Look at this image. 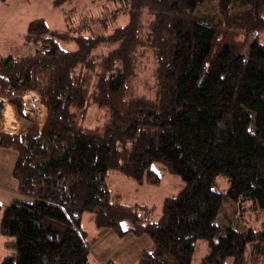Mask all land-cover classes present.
I'll use <instances>...</instances> for the list:
<instances>
[{
    "label": "trees",
    "instance_id": "trees-1",
    "mask_svg": "<svg viewBox=\"0 0 264 264\" xmlns=\"http://www.w3.org/2000/svg\"><path fill=\"white\" fill-rule=\"evenodd\" d=\"M101 1L111 5L102 30L119 12L126 24L89 36L80 33L91 25H83L69 36L36 19L22 44L42 49L0 54V118L6 99L27 124L8 134L0 121V148L16 153L12 177L21 196L0 205L9 253L0 264H100L82 227L85 213L98 230L148 237L137 264H264V0H219L224 21L216 24L196 14L207 0ZM231 4L246 10L228 17ZM58 40L77 49L63 50ZM148 54L152 99L128 94ZM30 91L46 109L41 126L23 115L21 96ZM92 108L107 115L93 128L85 125ZM153 163L183 183L163 200L156 222L148 207L123 204L108 184L115 172L157 185ZM226 203L237 205L238 216L250 207L260 227L218 222ZM199 244L205 251L196 262Z\"/></svg>",
    "mask_w": 264,
    "mask_h": 264
},
{
    "label": "rangeland",
    "instance_id": "rangeland-1",
    "mask_svg": "<svg viewBox=\"0 0 264 264\" xmlns=\"http://www.w3.org/2000/svg\"><path fill=\"white\" fill-rule=\"evenodd\" d=\"M53 2L54 0L0 1V33L2 34V32H4L5 35L10 36L9 43L6 41L8 47H6L5 44H2V40L0 39V54L12 55V53L14 54V49L16 55L27 54L29 52L32 54L34 50L42 49L40 42L37 44L21 43V40L26 35L28 25L36 19H42L50 31L63 32L69 36H72V33L81 29L83 25H91L90 28H86L81 31L80 34L83 36L111 33L114 28L125 25L128 19V15L126 13L119 12L116 20L111 22L108 27L102 30L98 23L100 22L99 20L102 18L103 14H107V12L111 10L109 3L105 5L106 2L104 4L101 0H73L71 3L67 2L63 5L55 6ZM244 10L246 9H243L237 4H231L228 7L227 16L232 17L234 14H239ZM68 11L70 16L68 19H65L64 12ZM196 14L212 19L215 24L224 21V16L220 12L219 8V0H207L197 9ZM148 19V15L145 16V22H148ZM144 29H146L145 24ZM11 45L14 47L13 50L11 49ZM58 45L61 49L66 51H73L77 49V45L72 40H58ZM6 50H9V53H7L8 51ZM100 50H102L101 53H105L108 49L102 46L100 47ZM141 63L142 67L138 77L136 79H131L129 83L130 90H128V94H133V92L135 95L145 94L148 96L147 98L152 99L156 92L155 86H153L154 82L152 75L154 65L151 55L148 54V57H143ZM21 98L23 102V115L29 120L37 121L41 126L46 115V109L41 104L39 95L35 91H30L26 92L23 96H21ZM2 100L5 102L3 101L4 107L0 118L1 130L8 134H16L24 131L27 126L24 121L25 119H21L17 116L14 107H12L6 99ZM5 104H9L13 110L11 112L13 114L14 121L9 125H7L5 120ZM99 113V111L96 112V110L92 108L88 113L85 125L93 128L100 120L104 122L107 115L103 117V114V118L101 119L99 118ZM6 118L8 121H12L11 114H9ZM151 170L158 173L160 181L157 185H150L147 183L139 185L122 174L110 172L108 174V180L110 183L109 191L112 192L113 195L118 192L119 201L123 204L148 207L150 210L147 216L149 221L156 222L161 217L163 200L167 197L177 195L182 189L183 183L178 176L167 172V170L160 163H153ZM217 183H219V190L224 192L227 188V182L224 178L218 177ZM237 211L238 207L236 204H224L218 222L222 220L221 224H229L238 231H245L249 228L254 229L260 227L262 218L256 217V213L252 214L250 207L247 206L244 209L240 208L239 216L236 215ZM140 213L146 212L140 211ZM83 224L86 229H90V213H85L83 217ZM196 248L197 253L194 256V261L197 262L201 259L205 250L200 244L197 245ZM7 251H0V263L3 258L9 254ZM259 260H263V258H257V261ZM227 262L231 263L230 260Z\"/></svg>",
    "mask_w": 264,
    "mask_h": 264
},
{
    "label": "crops",
    "instance_id": "crops-1",
    "mask_svg": "<svg viewBox=\"0 0 264 264\" xmlns=\"http://www.w3.org/2000/svg\"><path fill=\"white\" fill-rule=\"evenodd\" d=\"M9 37L10 36L5 35L4 32H2V34L0 33L2 44H5L6 47H8L6 41H8L9 43ZM21 43H23V39L21 40ZM11 46V49L13 50L14 47L13 45ZM9 50H6L8 51L7 53H9ZM12 107L9 104H5V120L7 125L14 121V117L11 112L13 111ZM9 112L11 113L12 121H8L6 118V114ZM15 160L16 153L14 151L0 148L1 206H7L13 200L21 198V196L17 192V182L12 177V170L15 164ZM108 184L110 186L109 180ZM115 196H118V192L115 193ZM82 227L88 233L89 248L96 261L100 264H104L108 261H112L114 264H137L142 251L149 249L151 244L150 240L146 236H141L139 238H135L132 236L119 238L118 236H116V234L109 230H98L93 224L92 216L90 229H86V227L84 226L83 218ZM4 243L5 238L0 235V251H7Z\"/></svg>",
    "mask_w": 264,
    "mask_h": 264
},
{
    "label": "bare ground",
    "instance_id": "bare-ground-1",
    "mask_svg": "<svg viewBox=\"0 0 264 264\" xmlns=\"http://www.w3.org/2000/svg\"><path fill=\"white\" fill-rule=\"evenodd\" d=\"M32 98V97H31ZM35 99V98H34Z\"/></svg>",
    "mask_w": 264,
    "mask_h": 264
}]
</instances>
